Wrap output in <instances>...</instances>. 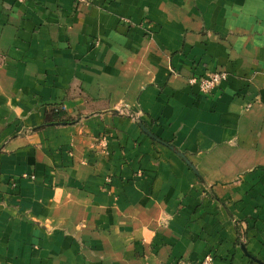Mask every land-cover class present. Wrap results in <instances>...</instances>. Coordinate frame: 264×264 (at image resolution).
Instances as JSON below:
<instances>
[{"label":"crops","instance_id":"obj_1","mask_svg":"<svg viewBox=\"0 0 264 264\" xmlns=\"http://www.w3.org/2000/svg\"><path fill=\"white\" fill-rule=\"evenodd\" d=\"M0 55V264H264V0H0Z\"/></svg>","mask_w":264,"mask_h":264},{"label":"built area","instance_id":"obj_2","mask_svg":"<svg viewBox=\"0 0 264 264\" xmlns=\"http://www.w3.org/2000/svg\"><path fill=\"white\" fill-rule=\"evenodd\" d=\"M87 3L88 0H82ZM228 74L222 70H215L207 72L201 76H191L187 79V84L191 87H196L201 94L210 95L212 91L217 88L221 83L225 82ZM166 264H191L183 260H177L173 263ZM200 264H211V257H206Z\"/></svg>","mask_w":264,"mask_h":264},{"label":"rangeland","instance_id":"obj_3","mask_svg":"<svg viewBox=\"0 0 264 264\" xmlns=\"http://www.w3.org/2000/svg\"><path fill=\"white\" fill-rule=\"evenodd\" d=\"M82 2H86V1H82V0H74V5L76 7H79V6H90L93 4L94 0H88L87 3H82ZM123 22H126V20H124ZM96 45V44H95ZM2 62V56L0 55V64ZM118 115H120L121 117H127L131 120H137L136 116L133 115V113H131L128 109L124 108V107H120L119 109L117 108L116 111H112ZM97 141V150L96 151H99L100 153L101 152H104V153H107V142H106V134H101L99 137H97L96 139ZM21 178L23 179H29V180H34V175L33 174H30V175H23ZM236 222H238L237 226H238V229L241 228V224L239 221H234V224H236ZM240 243H243L244 242V237L240 236ZM211 257V264H213V257L212 255L208 254L206 256H204L201 260H198V261H190V260H187V259H179V260H183V261H186L188 263H191V264H200L206 257Z\"/></svg>","mask_w":264,"mask_h":264},{"label":"trees","instance_id":"obj_4","mask_svg":"<svg viewBox=\"0 0 264 264\" xmlns=\"http://www.w3.org/2000/svg\"><path fill=\"white\" fill-rule=\"evenodd\" d=\"M76 121L77 118H72L66 115L62 106L50 105L45 110L44 121L42 125L34 130H38L40 128H44L52 125H60V124L71 125L74 124ZM237 224L238 222H236L235 224L236 228L238 229ZM244 252H246L245 249ZM247 256L249 257L250 260H255L254 257H252L251 255L247 254Z\"/></svg>","mask_w":264,"mask_h":264},{"label":"water","instance_id":"obj_5","mask_svg":"<svg viewBox=\"0 0 264 264\" xmlns=\"http://www.w3.org/2000/svg\"><path fill=\"white\" fill-rule=\"evenodd\" d=\"M146 133H147V131L146 130H144Z\"/></svg>","mask_w":264,"mask_h":264}]
</instances>
